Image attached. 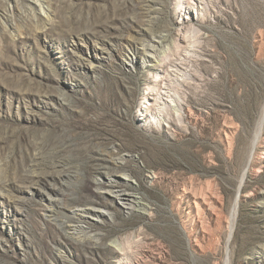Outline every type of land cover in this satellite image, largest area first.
Masks as SVG:
<instances>
[{
	"label": "rangeland",
	"instance_id": "obj_1",
	"mask_svg": "<svg viewBox=\"0 0 264 264\" xmlns=\"http://www.w3.org/2000/svg\"><path fill=\"white\" fill-rule=\"evenodd\" d=\"M0 264H264V0H0Z\"/></svg>",
	"mask_w": 264,
	"mask_h": 264
},
{
	"label": "bare ground",
	"instance_id": "obj_2",
	"mask_svg": "<svg viewBox=\"0 0 264 264\" xmlns=\"http://www.w3.org/2000/svg\"><path fill=\"white\" fill-rule=\"evenodd\" d=\"M159 38V40H161L163 37ZM104 153L102 152L101 157H99L101 159V163L100 166H98L97 171L99 177H93V179H87L84 181V185H81L82 188L80 187L81 189L79 195L71 202H68L70 205L62 206L59 203V200L63 199L59 197L56 192H51L48 188L45 189L47 194V203L44 207L45 214L47 216H54L55 211L58 210V212H62L61 218L57 221V223L67 237L77 242L88 241L91 239L92 235L89 233V228L85 225V223H88L90 219H94L96 217L99 218L104 214V212L100 209V204H102L100 195H104V193H109L115 198L121 199L122 203H124L125 207L129 210H144L146 208V205L141 201V198L136 196L133 192L126 190H118L115 192L114 189L119 187V183L117 180L107 177L106 167L107 165L112 164L117 166V168H122L121 161L118 159L119 157H113L111 151H107L106 154ZM64 162V160H58L53 163L51 162L53 171H55V168L58 166H64ZM50 173L54 176L53 172ZM51 179L52 178H48L47 180L49 181ZM38 181L40 182L41 180L38 179ZM234 214L235 208L233 209L231 217H234Z\"/></svg>",
	"mask_w": 264,
	"mask_h": 264
}]
</instances>
